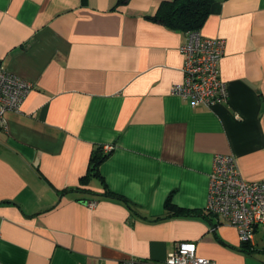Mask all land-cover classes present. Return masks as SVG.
Returning a JSON list of instances; mask_svg holds the SVG:
<instances>
[{"label":"crops","instance_id":"0c3cea01","mask_svg":"<svg viewBox=\"0 0 264 264\" xmlns=\"http://www.w3.org/2000/svg\"><path fill=\"white\" fill-rule=\"evenodd\" d=\"M162 1L0 0V62L33 83L0 126V264L163 260L182 240L216 264H264L261 227L246 252L203 216L215 153L264 179V0L210 5L200 30L224 40L228 87L211 108L170 93L185 34L149 18Z\"/></svg>","mask_w":264,"mask_h":264},{"label":"built area","instance_id":"2783aa9c","mask_svg":"<svg viewBox=\"0 0 264 264\" xmlns=\"http://www.w3.org/2000/svg\"><path fill=\"white\" fill-rule=\"evenodd\" d=\"M185 41L178 49L183 56L181 82L170 86V93L186 99L191 106L211 108L228 100V87L219 74V60L224 40L205 36L200 28L184 31ZM33 83L9 71L0 62V126L5 125L7 111H19ZM112 145L102 146L105 152ZM204 211L213 218L232 225L241 243L254 249L255 235L262 229L261 246L264 252V179L250 181L239 172L231 153H215L212 158ZM217 224H211L213 230ZM120 264H216L213 259L196 254L194 241L176 242L163 260L128 258Z\"/></svg>","mask_w":264,"mask_h":264},{"label":"trees","instance_id":"16d2710c","mask_svg":"<svg viewBox=\"0 0 264 264\" xmlns=\"http://www.w3.org/2000/svg\"><path fill=\"white\" fill-rule=\"evenodd\" d=\"M126 0H118L117 3L125 2ZM213 0H170L162 1L156 12L149 16L151 20L162 23L169 28L176 30L197 29L202 26L209 15L210 5ZM107 156V153L102 152L101 148L95 150L90 158L89 171L96 172L100 162ZM108 196H115L112 192L107 191ZM118 197V196H117ZM165 205L169 207L171 204L167 200ZM206 213V212H205ZM205 217L209 214H203ZM211 223V222H210ZM213 225V223H211ZM241 249L246 252H252L247 243H242Z\"/></svg>","mask_w":264,"mask_h":264}]
</instances>
